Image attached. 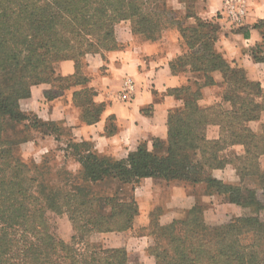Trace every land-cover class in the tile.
Returning <instances> with one entry per match:
<instances>
[{"label":"trees","instance_id":"1","mask_svg":"<svg viewBox=\"0 0 264 264\" xmlns=\"http://www.w3.org/2000/svg\"><path fill=\"white\" fill-rule=\"evenodd\" d=\"M167 1L0 0V264H127L124 247H106L90 239L132 227L138 213L133 193L143 177L189 183L205 180L207 187L223 194L228 203L253 207L256 212L264 209V198L260 201L255 189L242 185L248 175L242 172L247 171L246 166L239 167L237 185L206 175L208 169L222 166L220 153L232 143H243L244 164L254 163L259 168L264 126L257 134L246 121L258 119L264 111L257 100L264 92L216 50L217 23L196 17L195 23L188 25L185 19L190 15L183 19L175 15ZM122 20H129L133 33L151 40L172 24L179 27L189 51L184 56L185 66L190 73L202 72L207 84L212 71H220L225 81L223 99L230 109L216 104L202 110L197 105L201 95L197 89H175L183 95L184 104L168 115L167 137L154 139L152 150L139 145L126 158L113 159L95 152L88 141H73L81 181L71 182L68 176L63 184L66 187L47 182L39 165L31 167L20 157L19 144L25 140L18 137L26 128V114L19 101L34 84L51 82L61 90L87 82L85 73L81 74L82 59L115 48L117 42L111 35ZM64 59L75 63L71 76L55 73V63ZM170 67L176 72L174 60ZM80 74L83 77L78 78ZM69 79L74 80L60 86ZM83 89L73 96L82 107L83 119L92 122L101 105L92 101L90 88V100L80 102ZM50 92L47 97L53 95ZM214 121L220 125L221 137L208 140L204 131ZM111 185L112 193H101V188ZM201 209V204H196L188 210L183 231L176 230L173 221L157 222L166 246L153 253L155 264H264V220L257 213L210 225ZM52 210L68 214L73 230L69 241L54 233L47 214Z\"/></svg>","mask_w":264,"mask_h":264},{"label":"crops","instance_id":"2","mask_svg":"<svg viewBox=\"0 0 264 264\" xmlns=\"http://www.w3.org/2000/svg\"><path fill=\"white\" fill-rule=\"evenodd\" d=\"M181 1L175 7L176 12L186 15L187 5L185 0ZM224 2L225 0H196L193 15L188 16L185 23L193 25L196 17L211 19L220 13ZM243 5L244 16L237 26H230L222 16L217 17L219 30L215 48L231 65L241 68L249 80L257 82L264 92V0H243ZM115 38V48L102 54H86L83 58L87 82L61 90L51 82L31 85L28 96L19 101L21 110L33 112L43 121L67 126L70 128L72 141H88L93 150L101 155L123 159L139 145L152 150L154 139H166L168 115L184 104L183 95L175 89L186 86L197 89L201 94L197 105L202 110L216 104L230 109L229 102L223 99L225 81L220 71H212L211 82L207 84L200 71L188 75L171 70V61L183 52L182 40L177 30L166 31L161 39L151 40L133 33L129 22L123 21L115 26ZM54 68L55 73L60 76L75 73L72 59L60 60L55 63ZM126 76L133 79L135 90L124 101L119 97V91ZM86 87L93 91L92 101L101 105L98 118L92 122L83 119L82 107L75 102L73 96L74 92ZM49 91L53 95L47 97L46 93ZM246 125L254 133H262L264 111L258 119L246 121ZM204 135L208 140L219 139V123H209ZM39 142L41 146L38 147L42 153L49 152L58 143L64 144L53 132L42 134ZM220 155L222 166L208 169L206 175L222 183L239 184L241 175L237 160L246 155L244 144H229L222 149ZM257 161L259 169L264 171V154ZM207 186L205 180L189 183L154 177L141 178L134 189L138 213L133 219L132 227L125 231L101 233L106 245L124 247L130 257L137 244L140 254L153 258L146 253V248L152 241L147 229L151 223L150 215L158 208V222L161 225L172 222L181 212L200 203H205L204 216L208 222L240 214V206L226 202L223 194L210 190Z\"/></svg>","mask_w":264,"mask_h":264},{"label":"rangeland","instance_id":"3","mask_svg":"<svg viewBox=\"0 0 264 264\" xmlns=\"http://www.w3.org/2000/svg\"><path fill=\"white\" fill-rule=\"evenodd\" d=\"M180 1L181 0H168L167 3H168V6L174 11V14L180 16V18L183 19L184 14L177 13L176 12L177 10L175 9V7L178 6V3H180ZM195 1L196 0H185V3L187 5L186 15H193V7L195 6ZM219 16H222V14L220 15L216 14L211 19H206L204 21L212 22L213 24H215L217 23L216 19ZM222 17L225 18L224 16ZM123 21H125L126 23L129 22V20H122L118 23H121ZM226 21L228 22V24H230V22L227 19ZM230 26H233V25L230 24ZM129 27L131 29L130 22H129ZM175 30H177L179 36L181 37L180 32H179V27L177 28L175 24H172L166 29H163L160 34L156 35V40L161 39L166 31L174 32ZM204 30L208 31L207 29H204ZM111 37L115 38V27H114V31ZM181 40L183 44V52L180 55H178L176 58H174L175 71L177 73L185 72L188 75H191V73L188 70L189 67L185 66L188 64L184 62V56L187 55V53L189 52L188 47L186 45V41L182 37H181ZM82 61L84 63L83 59ZM82 67L84 68V66ZM81 74H84V71H82ZM81 74L78 78L83 77V75ZM73 80L74 79L63 81L61 82L62 84L60 83V86L63 87L69 84ZM90 92L91 90L89 88L83 89L81 91L80 97H78V100L82 102L83 104L84 103L86 104L87 101L90 100L91 98V96L89 95ZM262 98H264V93H263ZM262 98L258 97L257 100L260 104H262V106H264V99ZM24 113L26 114V119L24 121L26 124V128L23 130V132L18 137V138L24 137V140H25L24 142L19 144L20 145L19 146L20 157L25 162H27L28 165L31 167L35 164L39 165L40 171L42 173V177L47 182H52L56 185L62 186L64 182L68 179L67 177L70 176L71 179L69 180H71V182L79 183L81 181L80 179L81 165L78 161V158H79L78 152H75L74 148L71 146V143H74V142L70 138L71 136L70 128H68L67 126H63L60 123L43 121L39 119L37 115L33 112L24 111ZM49 132L56 133L59 136V139L63 141L64 144L58 143L57 146L51 149L49 152L42 153L40 151V148L38 147V146H41L39 139L42 134H46ZM238 159L239 160H237L238 161L237 163H239L238 165L240 169L245 166L248 168L247 171L246 170L242 171V172L248 173V175H246L242 179V185L247 186L248 188L255 189L256 195H257L256 197L260 201H262L264 198V192L262 190V188H264V171H261L259 168L257 169L254 163L244 164V157H240ZM63 187H66V186L63 185ZM129 188L130 186L128 185L127 189L129 190ZM112 189H113L112 185L110 187H103L101 188V193L103 192L106 194H110L112 193ZM128 192L130 193V190ZM200 204L202 206L201 211H203V214H204L205 213V210H204L205 203H200ZM159 212H160L159 208L154 209V211L150 215V220H151L150 226L147 229V232L149 234L150 232L153 233L155 237V240H154L153 237L151 236L152 241L149 244V246L151 245V247L153 248L151 249L149 246H147L146 248V253L149 254L151 257H153V253L161 252L164 246H166V241L164 240L162 236L163 229L160 230L158 226L156 225L158 222ZM255 213H257L259 217L264 220V209L258 210L256 212L253 207L241 208V212L238 216L255 215ZM47 214H48L49 222L54 230V233L58 237L62 238L63 240L69 241L70 236L73 232H72V225H71V222L69 220V217L66 211L56 212L52 210V211H48ZM187 215H188V210L185 212L183 211L180 213V215L177 216L175 220H173L174 227L176 230L179 229L180 231H183L184 229L183 223ZM231 217H234V216L222 217L221 220H218V221L212 220V222L207 221V223L210 225H218V224L227 222L228 220H230ZM145 229H144V232H145ZM90 240L92 242L100 243V244L105 245L106 247H109V245H106L105 237L102 236L101 234L93 235ZM138 248L139 246L136 244L134 246L135 251L132 254V256L130 257L127 256V264H155L154 257L147 258L145 255L140 254V252L138 251L139 250ZM126 254H127V251H126ZM128 258H129V261H128Z\"/></svg>","mask_w":264,"mask_h":264},{"label":"built area","instance_id":"4","mask_svg":"<svg viewBox=\"0 0 264 264\" xmlns=\"http://www.w3.org/2000/svg\"><path fill=\"white\" fill-rule=\"evenodd\" d=\"M243 0H225L220 14L224 16L230 24L237 26L240 24L242 17L244 16ZM135 84L130 76H126L122 82L121 89L119 91V97L121 100L127 101L134 93Z\"/></svg>","mask_w":264,"mask_h":264}]
</instances>
